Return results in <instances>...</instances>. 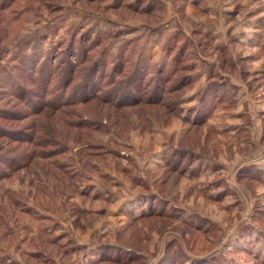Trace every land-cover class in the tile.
Here are the masks:
<instances>
[{"label":"rangeland","instance_id":"obj_1","mask_svg":"<svg viewBox=\"0 0 264 264\" xmlns=\"http://www.w3.org/2000/svg\"><path fill=\"white\" fill-rule=\"evenodd\" d=\"M153 1L0 0V264H264V0Z\"/></svg>","mask_w":264,"mask_h":264},{"label":"crops","instance_id":"obj_2","mask_svg":"<svg viewBox=\"0 0 264 264\" xmlns=\"http://www.w3.org/2000/svg\"><path fill=\"white\" fill-rule=\"evenodd\" d=\"M183 1H184L185 3H186V2L188 3V2H192V1L194 2L195 0H183ZM197 1H199V3H201V2H202V3L205 2V1H203V0H197Z\"/></svg>","mask_w":264,"mask_h":264},{"label":"trees","instance_id":"obj_3","mask_svg":"<svg viewBox=\"0 0 264 264\" xmlns=\"http://www.w3.org/2000/svg\"><path fill=\"white\" fill-rule=\"evenodd\" d=\"M152 3H153V6L152 7H154V5L156 4L153 0H152ZM133 6H135V5H133ZM151 7V8H152ZM148 8H150V6H148ZM31 254H34V253H31ZM36 254V253H35ZM111 260V259H110ZM112 260H115V259H112Z\"/></svg>","mask_w":264,"mask_h":264}]
</instances>
